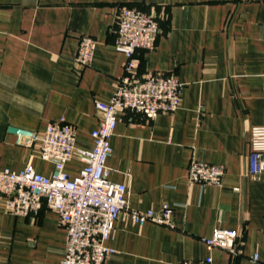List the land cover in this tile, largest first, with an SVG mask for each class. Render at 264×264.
Listing matches in <instances>:
<instances>
[{
  "label": "crops",
  "instance_id": "0c3cea01",
  "mask_svg": "<svg viewBox=\"0 0 264 264\" xmlns=\"http://www.w3.org/2000/svg\"><path fill=\"white\" fill-rule=\"evenodd\" d=\"M125 7L160 26L156 48L136 53L139 76L173 75L184 88L173 114L120 113L110 180L127 186L131 210L170 205L174 228L140 226L123 213L105 264L264 261V175L249 171L251 129L264 127V0H0V168L19 172L33 156L36 172L51 177L39 142H25L62 121L76 128L79 148L93 149L96 102L110 101L124 75L115 40ZM82 36L97 47L91 66L77 69ZM194 160L224 166L222 187L190 183ZM83 167L74 159L65 171L77 177ZM218 228L239 234L237 257L204 243ZM67 240L46 203L37 215L14 216L0 197V264H62Z\"/></svg>",
  "mask_w": 264,
  "mask_h": 264
},
{
  "label": "built area",
  "instance_id": "2783aa9c",
  "mask_svg": "<svg viewBox=\"0 0 264 264\" xmlns=\"http://www.w3.org/2000/svg\"><path fill=\"white\" fill-rule=\"evenodd\" d=\"M160 35V26L150 14L125 7L118 17L115 47L127 61L124 75L108 102H96L100 122L92 132L94 147L86 150L77 146V130L66 122L50 124L42 136L27 139L26 145L39 142V157L54 164L51 177L39 174L31 162L25 169L14 172L0 168V197L6 200L7 212L14 216L37 215L46 203L59 216L60 225L68 234L66 255L62 264H105L114 250L107 246L115 224L125 213L140 226L147 222L174 228V209L163 205L157 212L135 211L129 208L128 188L110 180L108 159L112 155L111 139L122 111H132L148 120L160 114H173L182 103L184 85L173 75L151 74L140 77L136 53L153 51ZM97 42L82 36L74 59L77 69L91 66ZM250 174L264 175V127L251 129ZM79 159L84 167L77 177L66 171L67 163ZM226 168L222 165L191 161L188 169L190 183L223 185ZM210 249L228 252L233 258L240 254L241 241L234 230L218 228L212 237L204 239ZM253 264H264L259 254ZM181 264H213L212 258L185 261Z\"/></svg>",
  "mask_w": 264,
  "mask_h": 264
},
{
  "label": "water",
  "instance_id": "95a60500",
  "mask_svg": "<svg viewBox=\"0 0 264 264\" xmlns=\"http://www.w3.org/2000/svg\"><path fill=\"white\" fill-rule=\"evenodd\" d=\"M14 132H15V133H21V131H18V130H15V129H14Z\"/></svg>",
  "mask_w": 264,
  "mask_h": 264
}]
</instances>
